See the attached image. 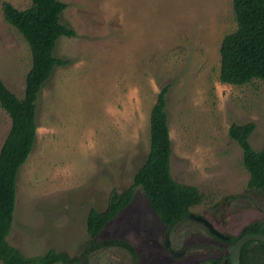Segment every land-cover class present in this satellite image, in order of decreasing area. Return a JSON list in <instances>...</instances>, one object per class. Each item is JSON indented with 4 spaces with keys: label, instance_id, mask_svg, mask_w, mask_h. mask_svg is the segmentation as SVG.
Returning <instances> with one entry per match:
<instances>
[{
    "label": "rangeland",
    "instance_id": "374dc122",
    "mask_svg": "<svg viewBox=\"0 0 264 264\" xmlns=\"http://www.w3.org/2000/svg\"><path fill=\"white\" fill-rule=\"evenodd\" d=\"M5 1L24 9L32 0H0V78L23 97L32 52L5 19ZM62 1L61 20L76 35L59 37L55 55L69 63L55 66L37 101V136L18 172L9 242L27 255L55 248L81 257L88 211L127 188L148 156L151 111L166 84L171 173L204 194L191 213L233 236L264 220V191L248 189L243 149L229 133L232 122L253 121L250 141L262 148L264 81L219 78L221 42L237 28L233 0ZM10 127L0 104V149ZM165 230L137 187L97 238L130 241L138 264H200L232 247L189 216L171 230V243L196 249L174 257L164 248ZM132 260L127 248L108 243L76 264Z\"/></svg>",
    "mask_w": 264,
    "mask_h": 264
},
{
    "label": "trees",
    "instance_id": "16d2710c",
    "mask_svg": "<svg viewBox=\"0 0 264 264\" xmlns=\"http://www.w3.org/2000/svg\"><path fill=\"white\" fill-rule=\"evenodd\" d=\"M67 3L62 0H32L29 7L20 9L5 1L2 9L5 19L14 25L27 40L32 52V65L26 74L25 93L18 97L0 78V104L11 117L10 130L0 149V261L3 264H76L86 260L90 251L112 244L127 248L132 254V264H138L134 245L121 238L101 240L109 221L126 208L141 187L152 208L168 229L189 217L191 207L202 202L204 194L196 185L176 180L171 173L172 140L169 133L167 92L169 84L159 91L151 111L150 150L145 162L136 171L133 182L124 190L114 189L104 209L91 207L86 229L89 239L80 256L50 248L37 255H27L8 240L17 198V179L20 167L29 157L37 136V101L46 81L56 65L69 60L55 55V47L62 35L74 36L76 31L62 22L61 14ZM237 28L227 33L221 42V81L235 85L264 81V0H233ZM256 123L232 122L230 135L243 149V163L249 171L248 189L264 191V145L255 149L250 141ZM264 220L248 223L239 234H228L231 246L246 233H264ZM264 253V241L250 240L242 251V264H251V245ZM232 264L230 252L223 257H213L212 264Z\"/></svg>",
    "mask_w": 264,
    "mask_h": 264
},
{
    "label": "flooded vegetation",
    "instance_id": "af4514ba",
    "mask_svg": "<svg viewBox=\"0 0 264 264\" xmlns=\"http://www.w3.org/2000/svg\"><path fill=\"white\" fill-rule=\"evenodd\" d=\"M192 213H190V215L189 216H191V217H194V218H196L195 216H192L191 215ZM188 218V217H187ZM197 219V218H196ZM183 221V220H182ZM181 221V222H182ZM178 223H180V222H178ZM177 223V224H178ZM177 224H175V225H177ZM175 225H173L172 227H171V229H168L167 227H166V230H165V234H164V248L166 249V251H168V253L170 254V255H173L174 257H184V256H186L187 255V253L190 251H194L196 248H192L190 245H187V246H183L182 248H174L173 247V245H172V243H171V230L175 227ZM263 225H264V223H263ZM262 225V226H263ZM253 233H256V232H253ZM260 233H262V232H260ZM217 235V234H216ZM218 236V235H217ZM220 237V236H219ZM169 238V240H170V244L169 245H166L165 243H166V240ZM223 238V237H222ZM224 239V238H223ZM228 239V238H227ZM224 240H226V239H224ZM227 241V240H226ZM247 244V243H246ZM245 244V245H246ZM233 246L234 245H232V247H231V250H232V248H233ZM251 247V249L249 250V252H248V256H249V258H250V261H251V264H264V253H261V252H259L258 250H257V248L259 247V246H257V245H251L250 246ZM231 250H230V258H231ZM216 251V250H215ZM229 250H227V252H228ZM243 251V250H242ZM227 252L226 251H224L223 253H222V249H219L218 251H216L215 253H218V255H214V256H211V257H208L205 261H202L200 264H212V261L210 260L211 258H213V257H223V256H225L226 254H227ZM222 254H224V255H222ZM241 258H242V256H241ZM227 261V258L226 257H224V259H223V262H222V264H224L225 262ZM242 263V262H241Z\"/></svg>",
    "mask_w": 264,
    "mask_h": 264
},
{
    "label": "water",
    "instance_id": "95a60500",
    "mask_svg": "<svg viewBox=\"0 0 264 264\" xmlns=\"http://www.w3.org/2000/svg\"><path fill=\"white\" fill-rule=\"evenodd\" d=\"M192 216H195L198 220L203 221L208 227L209 229L214 232L215 234H217L220 237H223L224 239L228 238V235H224L221 231H219L218 229H216L213 225L212 222H210L207 218L201 216V215H194L191 214ZM264 228V225H263ZM250 240H261L264 241V233H246L243 236H241L237 242L234 244L232 250H231V261L232 264H242L241 263V256H242V250L245 246V244L247 242H249ZM166 245L170 244V240L169 238L166 240Z\"/></svg>",
    "mask_w": 264,
    "mask_h": 264
}]
</instances>
